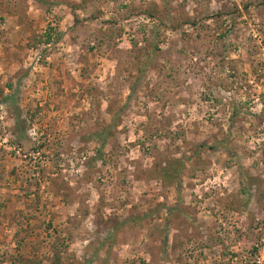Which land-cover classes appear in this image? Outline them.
Listing matches in <instances>:
<instances>
[{
	"label": "rangeland",
	"instance_id": "rangeland-1",
	"mask_svg": "<svg viewBox=\"0 0 264 264\" xmlns=\"http://www.w3.org/2000/svg\"><path fill=\"white\" fill-rule=\"evenodd\" d=\"M0 264H264V0H0Z\"/></svg>",
	"mask_w": 264,
	"mask_h": 264
},
{
	"label": "trees",
	"instance_id": "trees-1",
	"mask_svg": "<svg viewBox=\"0 0 264 264\" xmlns=\"http://www.w3.org/2000/svg\"><path fill=\"white\" fill-rule=\"evenodd\" d=\"M39 1H41V0H39ZM45 34H44V36H46L47 38L49 37L48 35H49V32H44Z\"/></svg>",
	"mask_w": 264,
	"mask_h": 264
}]
</instances>
